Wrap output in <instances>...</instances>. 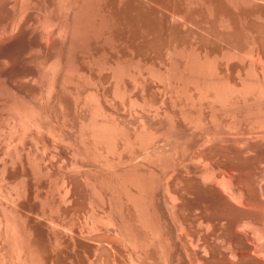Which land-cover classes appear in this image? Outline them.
Segmentation results:
<instances>
[{
	"label": "rangeland",
	"instance_id": "374dc122",
	"mask_svg": "<svg viewBox=\"0 0 264 264\" xmlns=\"http://www.w3.org/2000/svg\"><path fill=\"white\" fill-rule=\"evenodd\" d=\"M22 1L0 264H264V0Z\"/></svg>",
	"mask_w": 264,
	"mask_h": 264
},
{
	"label": "bare ground",
	"instance_id": "6f19581e",
	"mask_svg": "<svg viewBox=\"0 0 264 264\" xmlns=\"http://www.w3.org/2000/svg\"><path fill=\"white\" fill-rule=\"evenodd\" d=\"M11 1V0H10ZM24 1V0H23ZM22 1V2H23ZM27 1V0H26ZM38 1V0H37ZM22 2H20V3H22ZM28 2V1H27ZM19 3V2H18ZM29 3V2H28ZM31 3V2H30ZM232 98V97H231ZM65 186V185H64ZM65 190V189H64ZM67 190V189H66ZM66 195V194H65ZM61 197H63V196H61ZM171 199V198H170ZM68 202V201H67ZM173 204V203H172ZM172 216V215H171ZM22 220V219H21ZM24 227V226H23ZM13 228V227H12ZM28 228V227H27ZM11 233H13V232H11ZM258 233V232H257ZM264 234V233H263ZM17 236V235H16ZM263 237V236H262ZM4 238V237H3ZM264 238V237H263ZM262 239V238H261ZM11 243V242H10ZM3 244V243H2ZM12 244V243H11ZM25 244V243H24ZM8 246V245H7ZM25 250V249H24ZM19 254V253H18ZM1 259V258H0ZM25 263V262H24ZM34 264V263H33Z\"/></svg>",
	"mask_w": 264,
	"mask_h": 264
}]
</instances>
